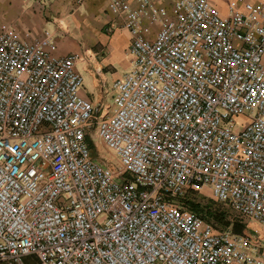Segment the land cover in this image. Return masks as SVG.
Here are the masks:
<instances>
[{"label": "built area", "instance_id": "obj_1", "mask_svg": "<svg viewBox=\"0 0 264 264\" xmlns=\"http://www.w3.org/2000/svg\"><path fill=\"white\" fill-rule=\"evenodd\" d=\"M165 1L110 0L112 104L82 97L77 55L0 26V264H264L183 202L207 188L264 228V0Z\"/></svg>", "mask_w": 264, "mask_h": 264}, {"label": "crops", "instance_id": "obj_2", "mask_svg": "<svg viewBox=\"0 0 264 264\" xmlns=\"http://www.w3.org/2000/svg\"><path fill=\"white\" fill-rule=\"evenodd\" d=\"M168 2L169 0L163 3ZM129 3L133 9L136 8L137 0H129ZM217 3L224 7L223 3ZM0 11V26L12 31L21 40L31 42L42 38L45 32L49 34L48 37L56 45L53 51L56 56L86 54L87 45L92 43L98 44L99 49L103 50L95 49V52H91L93 57L104 51L109 52V58L102 62H97L96 58H92V62L95 61L93 69L100 70L99 77L104 81L103 89L99 83L100 78L96 80L95 75L92 76L91 73L81 69L86 74L87 82V88L81 91V95L95 105L104 102V98L106 99L107 96L103 98L102 93L113 92L111 90L113 82L121 77L116 75L117 66L122 65L124 60L126 61L124 69L129 68L130 37L123 27V17L117 19L110 10V0H84L81 4H78L77 0H0ZM144 24L145 28L153 29V24L149 22ZM109 27L116 29V32L106 36L102 30H108ZM60 28L69 29L70 35H74L77 39L84 38L85 34L89 40H86L87 44L80 49V42L77 43L74 37L73 41L63 37ZM154 29H156L155 26ZM152 38L153 35H148V39ZM109 75H113L114 78L110 86L111 92L107 86ZM252 230L253 236L264 245V228L256 226Z\"/></svg>", "mask_w": 264, "mask_h": 264}, {"label": "rangeland", "instance_id": "obj_3", "mask_svg": "<svg viewBox=\"0 0 264 264\" xmlns=\"http://www.w3.org/2000/svg\"><path fill=\"white\" fill-rule=\"evenodd\" d=\"M83 2H84V0H83ZM167 4H168V8L170 9L171 8L170 2H168ZM0 14H1V11H0ZM119 18L120 17H117V19H119ZM154 26L155 25H153V29L152 28L149 29V31H151L149 33V35L150 34L153 35L155 30L157 29L156 26H155L156 29H154ZM147 29L148 28H146V30ZM60 31H61L62 36L69 39V41H73V37H74V39H76L77 43L80 42V44H81L80 49H81V47H84L87 44V43H85V42H88L86 40H89V37L85 34L83 35L84 38L77 39L74 35L73 36L70 35L71 34L70 30L66 29V28H60ZM102 31L106 36H110L112 33L114 34L116 32V29H112V27H109L108 30L103 29ZM48 36H50V35L45 32L44 36L42 38H40V39L37 38V39H34L33 41L39 40V41H42V43L45 41V43L48 44V42H52V40ZM147 37H148V35L146 36V38ZM129 43H130V40H129ZM87 46L88 47H86V52H87L86 54L85 53H82V54L80 53L78 55L75 54L80 58V60L78 62L77 70L81 74V76L83 77V89L87 88L86 74L83 71L91 73L92 76L95 75L96 80H98L100 78L99 83L101 84V86H102L101 88L103 89L104 88V81L101 77H99L98 72H100V70L96 71L95 69H93V64H95L94 63L95 61L92 62V58L93 59L96 58L97 62H102V61L109 58V52L104 51L101 54L95 55L93 57V55H92L93 53H91V52H95V49H98L100 51L101 49H99L100 48L99 45L92 43V44H88ZM55 47H56V45H55ZM101 51H103V50H101ZM125 58H127V56ZM125 63H126V61L123 60L122 65L119 64L117 66V69H116V75L117 76H122L127 71L124 69ZM108 77H109V81H108L107 86L110 90V86H111V84L113 82L112 80L114 78H113V75H109ZM111 90H112V87H111ZM111 90H110V92H111ZM102 95H103V98L105 96H107L106 99L105 98L103 99L104 102L106 101L109 104L113 103V96H114L113 92L106 93V94L102 93ZM91 152H92V156H102L103 157V158L101 157L102 158V166L108 172L113 173L115 170H117L118 172L120 171L119 163L117 162V159H116V157L112 151L108 150L107 148H105L104 146L101 145L97 149H92ZM123 176L127 177L126 174H123ZM183 202L190 209L192 207L194 212H196L199 216H201L206 222L210 223L212 225L213 229L216 231H226V230L228 231V230H230L232 232V225L236 221L237 222L239 221L240 223H243L246 225L244 233L248 234L252 238H255L253 236V232H252L253 230L252 229H255L256 226L262 228V226L258 225L257 223H253V222L241 219L227 205L215 202L211 197L209 189H207V188L202 190L200 193L188 192L184 196ZM216 213H221V215L223 216V221H216V218H215ZM26 262H27V264H34L35 263V257H33V256L28 257L26 259Z\"/></svg>", "mask_w": 264, "mask_h": 264}, {"label": "trees", "instance_id": "obj_4", "mask_svg": "<svg viewBox=\"0 0 264 264\" xmlns=\"http://www.w3.org/2000/svg\"><path fill=\"white\" fill-rule=\"evenodd\" d=\"M191 210L194 211L192 207H191ZM215 218H216V221H223V216L221 215V213H216ZM245 228H246L245 224L240 223L239 221L238 222L236 221L232 225V232L235 234H243L245 231Z\"/></svg>", "mask_w": 264, "mask_h": 264}]
</instances>
